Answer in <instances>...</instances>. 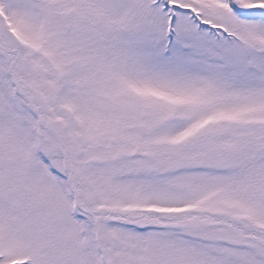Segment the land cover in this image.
Returning <instances> with one entry per match:
<instances>
[{
  "label": "snow or ice",
  "instance_id": "6c2138e0",
  "mask_svg": "<svg viewBox=\"0 0 264 264\" xmlns=\"http://www.w3.org/2000/svg\"><path fill=\"white\" fill-rule=\"evenodd\" d=\"M0 264H264V0H0Z\"/></svg>",
  "mask_w": 264,
  "mask_h": 264
}]
</instances>
